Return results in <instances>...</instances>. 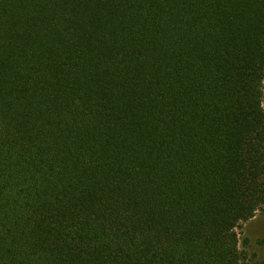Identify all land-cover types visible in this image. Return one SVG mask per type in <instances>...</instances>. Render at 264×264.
<instances>
[{"label":"trees","instance_id":"trees-1","mask_svg":"<svg viewBox=\"0 0 264 264\" xmlns=\"http://www.w3.org/2000/svg\"><path fill=\"white\" fill-rule=\"evenodd\" d=\"M264 210V0H0V264H248Z\"/></svg>","mask_w":264,"mask_h":264},{"label":"rangeland","instance_id":"rangeland-1","mask_svg":"<svg viewBox=\"0 0 264 264\" xmlns=\"http://www.w3.org/2000/svg\"><path fill=\"white\" fill-rule=\"evenodd\" d=\"M248 264H264V210L238 228Z\"/></svg>","mask_w":264,"mask_h":264}]
</instances>
